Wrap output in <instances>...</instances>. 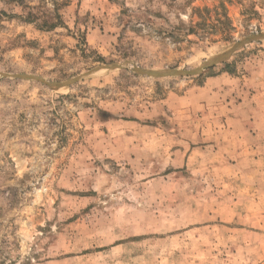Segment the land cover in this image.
<instances>
[{
    "label": "rangeland",
    "instance_id": "rangeland-1",
    "mask_svg": "<svg viewBox=\"0 0 264 264\" xmlns=\"http://www.w3.org/2000/svg\"><path fill=\"white\" fill-rule=\"evenodd\" d=\"M226 1L0 0V264H264V15ZM222 2L233 40L185 34Z\"/></svg>",
    "mask_w": 264,
    "mask_h": 264
},
{
    "label": "trees",
    "instance_id": "trees-1",
    "mask_svg": "<svg viewBox=\"0 0 264 264\" xmlns=\"http://www.w3.org/2000/svg\"><path fill=\"white\" fill-rule=\"evenodd\" d=\"M19 4H21L22 0H17ZM226 2L233 4V2H236L239 6H241L242 11L241 15L247 20V21H253V20H261L264 15V0H227ZM226 2H222L220 4L221 13H219V9L216 8L215 15L216 23H212V17H211V11L209 8H197L194 11V14H196L199 22L195 24L189 25V27L186 29V35H197L200 30H204L207 28H214L217 25H220L224 27L223 30V39L224 41H231L233 40L232 36V21L227 15V9H226ZM28 20H30L28 18ZM58 26V23H53L49 28L54 29ZM45 27V25L43 26Z\"/></svg>",
    "mask_w": 264,
    "mask_h": 264
},
{
    "label": "crops",
    "instance_id": "crops-1",
    "mask_svg": "<svg viewBox=\"0 0 264 264\" xmlns=\"http://www.w3.org/2000/svg\"><path fill=\"white\" fill-rule=\"evenodd\" d=\"M242 82L243 81L239 82L241 86H242ZM208 83L212 84L209 86L210 87L209 91L216 92L218 88L219 91L223 89L227 94H231V95L233 93H236L237 91V92H241L243 95H245V97H247L248 91L250 92L251 89L255 90V94L253 95L251 102L257 101V104L259 105L258 107H260L261 109L257 111V114L259 116L255 118V122L252 124V126L255 124L256 128L261 129V125L264 124V79L259 77L258 73L257 76H252L248 78L247 83L245 84L243 83L245 87L247 86L248 91H245L244 89L245 87L244 88L243 87L240 88L239 86L234 87V81L231 80L230 77H226L224 75L210 78L208 79ZM258 139L262 141V149L264 150V136H262L260 132L258 133Z\"/></svg>",
    "mask_w": 264,
    "mask_h": 264
}]
</instances>
